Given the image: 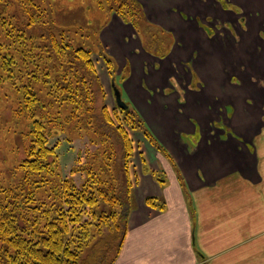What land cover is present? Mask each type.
<instances>
[{
    "label": "crops",
    "instance_id": "obj_1",
    "mask_svg": "<svg viewBox=\"0 0 264 264\" xmlns=\"http://www.w3.org/2000/svg\"><path fill=\"white\" fill-rule=\"evenodd\" d=\"M137 1L148 25L174 42L155 53L144 47L151 34L138 37L115 17L131 40L121 93L159 146L140 152L148 149L168 177L138 209L128 203L113 264H264V27L217 6L215 19L252 31L209 34L191 19L206 13L205 0L181 3L182 15L171 9L179 4L161 13V0ZM249 4V14L264 13V0ZM147 163L142 181L151 177Z\"/></svg>",
    "mask_w": 264,
    "mask_h": 264
},
{
    "label": "rangeland",
    "instance_id": "obj_2",
    "mask_svg": "<svg viewBox=\"0 0 264 264\" xmlns=\"http://www.w3.org/2000/svg\"><path fill=\"white\" fill-rule=\"evenodd\" d=\"M42 1L43 6L46 8L45 13H47L45 24L48 29H51L54 35L53 38H56L62 48L70 46L68 54H63L59 49V52H54L50 61L48 56L46 59L44 53L42 56L45 57V61L55 63L59 68L56 76L58 74L62 80H65L64 82L59 81V88L71 81L72 87L87 92V97L84 99L85 105H83V101L77 105L72 104V102L68 103V91L57 90L58 85L53 79L55 72H49L46 82H36L37 84H35L42 91L40 97L44 105L42 109L38 110L36 117L45 123V133L49 136V144L51 146L57 145L55 155L49 157L50 161H54L53 165L56 172L53 177L57 179L69 178L76 184L81 185L88 178L89 171L98 172L99 168H104L106 171L104 177L113 181L117 179L116 194H120L125 198V209L127 210V203L129 202L132 208L138 209L141 204L143 205L142 201L145 195H158L160 187L163 188L160 181L166 182L168 176H165V167L161 165L159 160L155 164L157 168L152 167L151 161L154 156L148 152V149L144 151V155L143 152H140L143 147L152 144L140 130L139 122L137 120H135L136 123L131 122L133 119L128 117L129 115L125 113V110L116 103L113 83L117 85L120 91H124L125 77L123 73L128 72V63L123 59L124 57L128 58L126 56L129 51L127 44L131 41H127L128 38L125 37L128 28L113 21L116 17L124 22L112 9V7L117 8L118 4L116 2L118 0ZM189 1L192 4L195 2V0ZM212 1L214 0H205L206 13L191 18L205 32L209 34H214V32L227 34L230 30V35L239 37L242 32L252 31L253 26L250 27L251 30L247 29L245 25L242 27L236 26V29H233L234 25L232 23L225 24L217 18L215 19L213 12L217 14L214 9L217 6L222 11L236 13L237 18L240 15L242 18L250 15L254 20V30H256L259 23L264 27V13L262 11L258 14H249L252 11L249 0H232V2L230 0H215V3H212ZM186 2L187 0H168V2L161 0V2L157 1L156 7L159 8L161 13H169L168 6L179 4L171 9L175 15H182L184 12H182L181 9L183 8L181 6L184 4H180ZM19 3V0L13 1V4L16 5L17 21L27 23L29 18L24 16ZM141 6L145 19V22L141 24L143 33L151 30L156 35L147 37L149 43L146 44L145 42V44L155 53L167 52L168 49L170 51L174 42L173 36L169 32L161 36L156 29L154 30L153 27L148 26L149 18L144 5L141 4ZM190 6L192 5H186L185 8ZM123 11L124 9H122V14ZM125 24L127 23L125 22ZM134 30L137 36H143L142 32L139 34L137 29L134 28ZM104 36L106 37L104 38ZM222 38L224 37L222 36ZM141 41L143 44L142 39ZM81 48L90 54L91 63L81 61L83 59H80L74 53V50ZM107 57H110L112 64H107ZM40 62L42 63V58ZM53 88L56 90L54 91ZM17 98L18 95L13 91L10 83L0 86L1 184L3 182L8 184L18 181L19 175L16 173L15 168L26 157V148L30 142L29 129L34 119L29 118L27 114L18 117L14 113L19 107ZM64 98L66 99L65 102L62 100ZM122 98L133 113L135 110L131 103L127 101L125 93H123ZM141 126L143 125L141 124ZM122 130L126 131L127 134H124ZM127 137L132 143V149L125 146L128 141ZM145 159L148 163L142 170L151 171V177L142 181L140 179V168ZM107 166L109 167L107 168ZM128 191L130 195L127 199ZM45 193V189L38 192V195L42 197L39 200L43 201L47 207H51L53 200L47 199ZM111 209L110 204L100 200L93 211L97 217L101 215L110 216L112 214ZM27 211L25 219L30 222L29 227L33 228V220L43 214L32 213L28 208ZM87 218L89 216L83 217L82 222H87ZM89 219L92 224L89 239L83 240L86 242L84 243L86 247H84L81 255V261L88 264H110L116 255V248L124 234L125 222L109 219L107 223L101 224L98 219L91 217ZM39 220L41 224H44L45 219L40 217ZM126 224H128V219ZM82 239L83 237L80 238V240Z\"/></svg>",
    "mask_w": 264,
    "mask_h": 264
},
{
    "label": "trees",
    "instance_id": "obj_3",
    "mask_svg": "<svg viewBox=\"0 0 264 264\" xmlns=\"http://www.w3.org/2000/svg\"><path fill=\"white\" fill-rule=\"evenodd\" d=\"M13 1L15 0H0V86L10 83L11 88L18 95L19 107L14 113L18 117L27 114L34 120L29 129L31 136L26 148V157L15 168L19 175L18 181L0 183V264H88L81 261V255L86 247L84 244L86 242L83 240L89 239L92 224L89 218L98 219L101 224L107 223L109 219L124 221L125 234L128 216L125 198L116 194L117 179L113 181L103 176L106 173L104 168H99L98 172L89 171L88 178L81 185L69 178L53 177L56 171L54 161H50L49 157L55 155L57 145L49 144L45 123L36 117V113L44 105L40 97L42 91L35 84L46 82L49 72H55L53 79L58 85L62 80L58 74L56 76L59 68L55 63L45 61L42 54L46 55V59L48 56L50 61L54 52L61 50L63 54H68L70 46L62 48L56 38H53L51 29L45 24L47 13L42 0H19L22 13L29 18L27 23L17 21L18 15ZM116 4H118L117 8L112 7L114 12L124 22L132 24L139 33H143L141 24L145 19L141 4L137 0H118ZM122 9H124L123 14ZM145 34L156 36L151 30L145 31ZM144 45L149 49L145 43ZM74 53L83 59L81 61L91 63L90 54L82 48L74 50ZM106 61L107 64L113 63L110 57H107ZM71 84L70 81L61 88L58 85L57 90L68 91V103L77 105L83 101L85 105L87 92L80 91ZM62 100L66 101L65 98ZM125 113L133 119L131 122L135 120L139 122L144 136L158 148L156 140L144 127L137 113L135 111L132 113L129 108ZM122 132L127 134L126 131L122 130ZM127 138L125 146L131 148L132 143L129 137ZM43 189L46 198L53 200L51 207H47L39 200L42 197L38 192ZM127 193L128 199L130 192ZM100 200L111 205L110 216L97 217L93 211ZM154 200V197H149L146 202L153 204ZM27 208L32 213L43 214L33 220V228L29 227L30 222L25 219ZM86 216L89 218L83 223V217ZM40 217L45 219L44 224H41ZM124 234L110 264L114 263L120 251Z\"/></svg>",
    "mask_w": 264,
    "mask_h": 264
},
{
    "label": "water",
    "instance_id": "obj_4",
    "mask_svg": "<svg viewBox=\"0 0 264 264\" xmlns=\"http://www.w3.org/2000/svg\"><path fill=\"white\" fill-rule=\"evenodd\" d=\"M113 90H114V95H115L117 105L120 108L127 110L129 108V106L123 100L121 91L119 90V88L114 83H113Z\"/></svg>",
    "mask_w": 264,
    "mask_h": 264
}]
</instances>
